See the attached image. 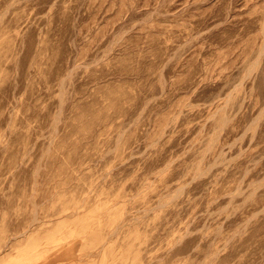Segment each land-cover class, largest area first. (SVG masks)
<instances>
[{
    "label": "rangeland",
    "instance_id": "1",
    "mask_svg": "<svg viewBox=\"0 0 264 264\" xmlns=\"http://www.w3.org/2000/svg\"><path fill=\"white\" fill-rule=\"evenodd\" d=\"M0 264H264V0H0Z\"/></svg>",
    "mask_w": 264,
    "mask_h": 264
}]
</instances>
